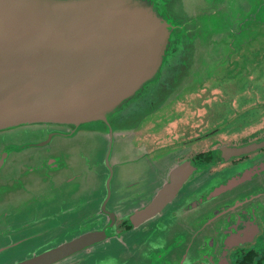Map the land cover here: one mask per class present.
<instances>
[{"label": "water", "instance_id": "water-1", "mask_svg": "<svg viewBox=\"0 0 264 264\" xmlns=\"http://www.w3.org/2000/svg\"><path fill=\"white\" fill-rule=\"evenodd\" d=\"M205 3L0 0V213L6 215L0 226H7L0 233V257L25 252L37 244L28 242L30 237L5 246L1 240L2 235L8 238L19 229L8 223L22 219L21 198L28 189L18 185L32 173L47 182L52 201L67 197L84 212L81 206L93 200L86 197H92L102 184H91L92 191L88 189V176L78 166L83 160L72 162L69 142L77 136L97 135L104 138L107 150L100 162L105 163L102 188L107 195L101 198L97 213L69 227L73 230L70 239L41 253L27 254L13 264H61L74 254L73 264H92L89 259H97V255L105 257L103 264H228L227 251L238 244V240L230 242L233 245L226 243L230 229L237 226L231 219L233 216L237 222V213L240 211L241 217L244 208L235 207L233 199L216 211L208 205L231 194L255 202V195L264 199L262 159L212 175L190 160L156 162L144 143L130 147L134 153L140 152L136 157L142 156L140 161L119 158L128 133L136 131L142 117L177 99L192 83L206 46H224L218 33L208 32L207 20L217 11H207ZM228 53L232 52L213 57L216 64L227 63ZM38 126L53 131L47 144L57 141L53 150L63 161L58 160L60 156L56 160L51 157V168L40 167L34 172L20 168L22 172L14 175L22 181L15 184L10 172L21 162L17 154L21 153L23 163L31 159L30 151L38 154L41 148L16 133L22 129L34 133L39 130L32 127ZM60 134L67 136L58 141L55 138ZM38 139L45 141L46 135ZM261 148L264 140L229 152L240 157ZM137 169L140 176L134 174ZM53 170L57 172L50 175ZM124 172L133 174L125 185L130 191L119 192V197L125 198L113 207L111 185L116 177L124 179ZM152 172L155 174L149 179ZM6 173H10L11 182ZM75 193L77 197H69ZM225 213L230 214L226 222ZM118 219L131 225L124 235L118 231ZM114 241L131 247L122 255L107 258L105 245Z\"/></svg>", "mask_w": 264, "mask_h": 264}, {"label": "rangeland", "instance_id": "rangeland-1", "mask_svg": "<svg viewBox=\"0 0 264 264\" xmlns=\"http://www.w3.org/2000/svg\"><path fill=\"white\" fill-rule=\"evenodd\" d=\"M205 6L208 8L207 11H217L212 19L207 20L208 32L218 33L220 41L225 47L213 45L211 49L209 45L206 46L198 58L200 69L194 72L192 83L182 91L177 99L142 117L138 132L128 133L129 139L127 137L126 146L120 150V159L134 160L140 154V152L134 153V150H130L132 146H142V144L136 145L135 139L145 143L150 159L171 164L176 162L178 155L190 146L197 153H202L201 151L208 152L209 145H215L217 142L241 141L244 138L252 140L256 138L257 140L263 137L264 0H222V2L221 0H206ZM230 44H234L235 47L239 46V48H231ZM227 52H232L231 54L228 53V57H230L228 62L216 64L214 58L221 56V54L225 55ZM215 130L217 131L212 134L213 137L203 139V141L199 140L204 134ZM16 134L23 135L25 142L29 141L30 144L43 141L37 137H32L35 135L30 130L22 129ZM66 148L62 147L61 150L64 151ZM68 150L70 158L74 157L73 163L79 159L83 160L78 166L81 173H85L86 178L88 176L86 181L88 185L94 184L99 187L101 184L104 185L105 163L100 162L104 160L107 150L102 136H77L70 140ZM66 152L68 151L66 150ZM141 157L136 158V160L140 161ZM67 159L66 156L65 160ZM129 163H133V161ZM129 163L126 162V165ZM40 167H42L41 160L36 159L28 160L20 165V168H28L33 172ZM15 172L18 176L22 169L16 167L10 172L12 182L17 184L16 182L22 180L15 178ZM10 173H6L5 178L11 182ZM139 173L138 169L134 171V174H138V176H140ZM123 174L124 179L122 176L116 177L111 185L114 191L111 200L113 207H115V203L118 204L125 198L119 197V192L123 194L125 190L130 191L129 188H125V185L129 183L128 180L132 179L133 174L126 172ZM151 174L153 175L148 176L149 179L155 173L152 172ZM46 184L47 182L36 176L35 172L29 177L23 178V183L18 185L21 189H25L24 185L28 189L26 197L21 198V202L24 204L21 206L22 210L19 211L22 219L17 221L13 218L8 225L11 228L13 225L17 226L19 229L16 230V228V231L8 238L2 235L1 240L5 246L17 242L23 237V239L30 237L28 242L37 244L25 252L11 254L6 258L0 257V264H13L27 254L41 253L66 239H70L73 230L69 227L79 224L84 220V217L97 213L101 206V198L107 195L105 188H102L101 185L99 191H96L92 197H86V199L91 198L93 200H90V203L87 202L88 205L81 206V209H84L82 212L67 197H56L52 201L49 198L51 195L47 193ZM88 189L92 191L93 185ZM18 203L19 200H17ZM0 215L2 216L0 220L5 223L6 215L2 213ZM22 224L23 226H21ZM5 230H7V226L2 224L0 233H4ZM45 231H47L46 234ZM39 233L40 236H37ZM121 234L124 235L125 232ZM39 239L40 242L37 241ZM128 247L130 248L131 244H127L125 247L114 241L105 245L103 252L110 256L107 258L112 259L118 254L122 255L128 250ZM98 251H101L99 247ZM103 258L105 257L97 255V259L92 257L89 261L92 264L95 262L103 264L105 262Z\"/></svg>", "mask_w": 264, "mask_h": 264}, {"label": "flooded vegetation", "instance_id": "flooded-vegetation-1", "mask_svg": "<svg viewBox=\"0 0 264 264\" xmlns=\"http://www.w3.org/2000/svg\"><path fill=\"white\" fill-rule=\"evenodd\" d=\"M138 128L134 132H138L137 131ZM32 129L39 130L33 133L36 137L42 138L44 137L45 134L46 139L45 141H41V143H38L39 145H41L38 154L33 153V151L29 152L31 156L30 160L36 159L37 157L39 160H41V164H42L41 168H45V167L51 168L53 166V164L50 163L51 157H54V160H56L60 156L58 154L59 152L57 153L53 150L54 145L47 144L48 141L47 139H49V135H54V133L53 131L47 132L51 129L46 126L32 127ZM217 130L204 134L202 137L199 138V140L203 141V139L205 140L213 137L212 134ZM66 136H67L66 134H60L55 139H57L58 141L60 140L62 141L64 140V138H66ZM263 140H264V133H263V137L257 140L256 138H254V140L250 138L248 139L244 138L241 141L226 140V141H222V143L217 142L215 145L213 144L209 145V149H208L209 151L208 152L201 151L202 153H197L196 150L195 149L193 150V147L190 146L186 150H184L180 155H178L177 161L190 160L191 163L196 167L202 170H208L210 174L216 175L220 172L239 167L240 165H243L244 163L250 160L262 159V161H264V148L258 149L256 151L253 150L250 153L240 157L234 156L233 153L230 154L229 152L233 148L246 147L251 145L252 143L261 142ZM43 142L47 144V146L44 147V144H42ZM135 144L141 145L143 143L138 142L135 139ZM16 158L22 162L21 153H18ZM60 159L62 162L63 161L62 156L58 158V160ZM21 162L15 164V166L18 167V169H20ZM54 171L57 172V170L50 171L51 173L50 175H54L53 174ZM77 195L78 194L75 193L72 194V196L69 195V197H77ZM232 196L233 194H231V196L229 197H220L219 200L208 205L209 210L216 211L217 209L222 207L225 202L231 201L233 199V204L235 207L237 208L239 207L241 209L244 208L241 211V217H240V211L237 213L238 215L237 222L233 218V216L231 219V222L237 224V226L230 229L231 231L230 240H227L226 243H229V245H233L230 242L238 240V244L232 247L231 249H229L230 250L229 252L227 251V255L229 257L228 264H264V199L262 198L261 195L260 196L255 195L257 197V201L255 202L253 199H249L248 197H244L243 199H237V197L234 196L232 197ZM222 210H226V208H223ZM233 214L234 212L232 213V215ZM223 216L226 222L230 214L225 213ZM117 224H118L119 232H124L131 229V225L129 224V222H125L118 219ZM75 258L76 255L74 254L72 255V257H68L67 259H64L63 260L64 262H62L61 264H73L75 262L74 261Z\"/></svg>", "mask_w": 264, "mask_h": 264}, {"label": "trees", "instance_id": "trees-1", "mask_svg": "<svg viewBox=\"0 0 264 264\" xmlns=\"http://www.w3.org/2000/svg\"><path fill=\"white\" fill-rule=\"evenodd\" d=\"M202 155V154H201Z\"/></svg>", "mask_w": 264, "mask_h": 264}]
</instances>
